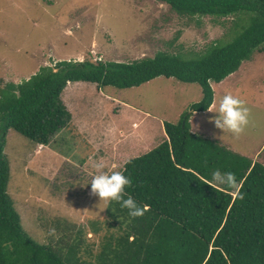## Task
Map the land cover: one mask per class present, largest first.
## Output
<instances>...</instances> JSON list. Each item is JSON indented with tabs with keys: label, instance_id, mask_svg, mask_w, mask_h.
Returning a JSON list of instances; mask_svg holds the SVG:
<instances>
[{
	"label": "trees",
	"instance_id": "16d2710c",
	"mask_svg": "<svg viewBox=\"0 0 264 264\" xmlns=\"http://www.w3.org/2000/svg\"><path fill=\"white\" fill-rule=\"evenodd\" d=\"M159 1L182 16L252 15L229 42H215L195 58L158 52L130 62L59 60L0 87V264H264V164L193 134L189 122L193 112L212 104V81L236 71L255 49L264 50V0ZM158 76L198 83L201 98L176 123L163 121L166 138L120 169L132 181L125 198L146 205L144 215L132 219L120 203L110 202L108 228L93 253L81 231L64 247L35 241L7 192L8 131L33 146L47 145L71 120L61 99L68 82L128 88ZM216 170L233 173L238 188L215 184Z\"/></svg>",
	"mask_w": 264,
	"mask_h": 264
},
{
	"label": "rangeland",
	"instance_id": "374dc122",
	"mask_svg": "<svg viewBox=\"0 0 264 264\" xmlns=\"http://www.w3.org/2000/svg\"><path fill=\"white\" fill-rule=\"evenodd\" d=\"M251 15L182 16L159 0H0V87L19 83L40 66H53L59 60L130 62L158 52L195 58L215 42H229ZM86 85L107 95L96 92L97 96L84 100L95 107L89 113L96 109L90 122L98 124L97 120L105 118L114 126H124L148 111L144 129H153L155 134L159 133L158 122L176 123L179 113L190 111V104L201 98L198 83L174 77L158 76L128 88ZM211 86L213 105L218 107L219 100L231 93L245 102L250 122L235 138L210 122L217 113L196 112L189 120L193 134L264 164V50L255 49L236 71L220 82L212 81ZM86 121L63 128L47 145L33 146L11 129L4 152L10 170L7 192L27 234L40 244L64 247L81 231L93 253L99 250L96 243L109 222L108 204H99V197L91 194L90 182L97 173L94 166L104 161V171H120L133 154L117 156L118 149L133 135L124 131L116 137ZM143 145L145 148L147 143ZM88 154L91 163L80 165ZM83 259L89 260L90 255L84 252Z\"/></svg>",
	"mask_w": 264,
	"mask_h": 264
},
{
	"label": "clouds",
	"instance_id": "9594fccd",
	"mask_svg": "<svg viewBox=\"0 0 264 264\" xmlns=\"http://www.w3.org/2000/svg\"><path fill=\"white\" fill-rule=\"evenodd\" d=\"M100 59V58H99ZM208 111L217 113L210 119L215 127L224 133H231L235 138H239L249 124L250 110L245 106V102L231 93L225 94L218 103L209 106ZM97 173L93 176L91 184V194L98 196L99 204H109L112 201L120 203L122 208L128 210V215L132 218L142 217L147 210V206H140L131 195L125 198V189L130 187L132 181L121 171H104L103 163H96L94 166ZM213 182L227 188H238V184L233 173H221L216 170L213 173ZM54 234V230H52Z\"/></svg>",
	"mask_w": 264,
	"mask_h": 264
},
{
	"label": "crops",
	"instance_id": "0c3cea01",
	"mask_svg": "<svg viewBox=\"0 0 264 264\" xmlns=\"http://www.w3.org/2000/svg\"><path fill=\"white\" fill-rule=\"evenodd\" d=\"M87 83H92V82H87ZM87 83L84 81L68 82L66 87L64 88L62 94H61V99L71 114V120L67 126L73 125L74 123L79 124V122L87 120L86 123L88 125H97L99 131L107 132V133H108V131H110L109 134L116 136V137H119V135H118L119 132H122L124 134L125 133L124 131H129L130 134L133 135V137L130 136L129 141H127V139H126L122 143V145L118 149L117 156H128L129 154H133V155H129L132 157L138 156V155L143 154V153L147 152L148 150L152 149L153 146H151V145L154 143V141L156 142V145H157L166 138V135H165L164 130H163V121H165V120L158 122V124H159V128H158L159 133L158 134H155L154 133L155 130H153V129L145 131L146 129H144V125L147 124V121L144 119L146 117H149L148 111H144L143 117L140 120L133 119L131 122H129L127 125H124V126L119 125V124L114 126L113 122L109 123L105 118H103L102 120L101 119L97 120L96 123H98V124H94V123L90 122L89 118H92L95 115L96 109H94V112L89 113V111L95 107L91 106V104H89L88 102H84V100L86 99V97L90 98V96L91 97L97 96V94H95L96 92L99 93V96H102V97H106L107 95H102V93L100 92L99 89L98 90L93 89L94 87H89V85H86ZM87 87H89V88H87ZM88 91H89V93H88ZM213 99H214V96H213ZM113 103H115V100ZM213 104L214 103L212 102V104L210 106H213ZM205 111L207 112L208 109ZM197 112H203V111H197ZM87 113H89V114H87ZM194 113H196V112H193L192 115H194ZM180 114H181V112L179 113V115ZM192 115H191L190 119L193 117ZM84 116H85V119L83 118ZM88 129H89V131H91L90 128H88ZM162 130H163V132H162ZM190 130H192V128ZM141 134L143 136H142L141 140L138 141L137 137H139ZM157 135H158V137L156 138ZM132 139L134 141H132ZM104 142L106 143V138H104ZM131 142H134V145ZM93 143L96 145V143H99V142H93ZM145 143H147V146L145 148H143V146H144L143 144H145ZM138 144H140L141 147H139ZM156 145H154V147ZM138 147H139V149L137 150ZM112 157L114 158L115 156H112ZM132 157H130V158H132ZM98 158L101 159V154H99ZM252 161H254V160H252ZM102 162H104V161H102ZM90 163H91V154H88L87 158H85L82 162H80V165L83 166L86 164L88 165ZM111 163L113 164V167H116L115 162H111ZM118 163H119V161H118ZM87 190L90 191V186H88Z\"/></svg>",
	"mask_w": 264,
	"mask_h": 264
}]
</instances>
